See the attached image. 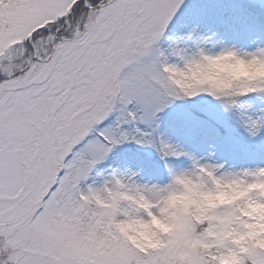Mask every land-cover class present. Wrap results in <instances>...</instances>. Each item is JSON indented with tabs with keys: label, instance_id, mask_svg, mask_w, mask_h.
<instances>
[{
	"label": "snow or ice",
	"instance_id": "snow-or-ice-1",
	"mask_svg": "<svg viewBox=\"0 0 264 264\" xmlns=\"http://www.w3.org/2000/svg\"><path fill=\"white\" fill-rule=\"evenodd\" d=\"M184 5L0 0V264H216L226 254L264 264V247L238 242L252 220L236 206L213 209L206 221L168 210L180 190L171 177L194 181L200 195L218 177L241 175L202 164L188 147L202 132L219 135L221 115L251 139L264 135V107L255 103L264 104V84L247 92L183 86L216 47L179 19ZM126 146L138 151H118ZM131 158L142 166L124 163ZM145 167L166 181L142 182ZM144 197L150 211L137 203ZM166 212L177 227L160 235V247L137 246L118 229Z\"/></svg>",
	"mask_w": 264,
	"mask_h": 264
},
{
	"label": "clouds",
	"instance_id": "clouds-1",
	"mask_svg": "<svg viewBox=\"0 0 264 264\" xmlns=\"http://www.w3.org/2000/svg\"><path fill=\"white\" fill-rule=\"evenodd\" d=\"M262 53H264V46L245 50L234 45H224L219 50L206 52L208 59L189 69L188 73L184 75L183 86L191 87L192 84H198L226 91L238 89L247 92L253 85L264 84V54ZM201 163L212 166L214 170L218 166H224L211 159L203 160ZM257 167L225 169L233 176L237 173H241V175L238 178L220 179L218 177V183L214 186V190L200 195H197L194 181L183 177L179 180L171 177L168 183L176 184L180 190L169 197L168 210L191 211L198 219L202 218L206 221L211 210L234 205L242 210L245 217L252 220L246 233L238 237V242H254L256 245L264 247V172L258 173L256 177L242 175L243 172L254 171ZM223 175L224 173H220L221 177ZM253 194L257 195L249 199ZM137 203L147 211L151 210L149 208L151 202L147 197L140 199ZM215 223L214 221L209 227H215ZM176 227L174 219L170 218L167 212L151 220L134 216L118 225L119 231L130 242L137 246L152 248L161 246L159 239L161 234L169 233ZM213 235H215L214 232L209 233V236ZM216 264H239L238 254H226L217 258Z\"/></svg>",
	"mask_w": 264,
	"mask_h": 264
},
{
	"label": "rangeland",
	"instance_id": "rangeland-1",
	"mask_svg": "<svg viewBox=\"0 0 264 264\" xmlns=\"http://www.w3.org/2000/svg\"><path fill=\"white\" fill-rule=\"evenodd\" d=\"M187 3L188 0H185V5ZM248 7L247 5L246 8ZM262 8H264V2ZM262 8H254V11L247 13V17L244 16V21L242 22H248L249 25L234 28L232 30L227 29L219 33L216 36L219 43L215 44L216 47L213 51L219 50V48L224 45H234L245 50H251L257 46H264V15ZM226 21L231 25L236 24L235 19L230 17V15ZM201 24L202 22H197L191 27L199 26V30L201 31ZM217 24L221 26V23ZM207 36L216 39L210 32L207 33ZM165 120H167V117H165ZM214 123L215 122L210 123V127H216L217 125ZM194 143L195 141H190L188 145L193 146ZM118 151L120 153L131 154L136 153L138 150L135 149V146H132L130 149L123 147ZM200 156L202 161L211 159L216 163L223 164L225 169H245L255 168L257 166L264 167V135H262L261 141L259 138L251 139L245 133V135H239L234 142H222L221 134L216 135L215 133L205 132L202 139ZM151 157L145 155L144 159L148 160ZM124 163L130 164L133 169L136 170L142 166L143 161L131 158L124 161ZM142 176V182H158L159 180V176L153 175L151 169L148 167H145Z\"/></svg>",
	"mask_w": 264,
	"mask_h": 264
},
{
	"label": "trees",
	"instance_id": "trees-1",
	"mask_svg": "<svg viewBox=\"0 0 264 264\" xmlns=\"http://www.w3.org/2000/svg\"><path fill=\"white\" fill-rule=\"evenodd\" d=\"M247 5L249 6L248 8H246ZM262 7V0H189L182 9L179 19H181L183 23H186L189 28L197 22H202L200 26L201 32L206 35L210 32L213 37H216L219 33L227 29L232 30L234 28L249 25L248 22H242L244 21V16L247 17V13L254 11V8ZM262 10L264 15V8H262ZM229 15L235 19V25H231L226 21ZM217 23H221V26ZM213 43H219L217 37L216 39L209 37L208 46L211 47ZM255 103L258 108L264 107V104H261L259 101H256ZM221 116L226 125L220 127L222 142H234L239 135H245V131L233 122L232 117L224 115ZM212 122L215 121H210V123ZM204 133L205 132H202L198 136L193 146L188 145V147L195 152L197 158H200V150ZM189 163L190 162L188 161H184V166L187 167ZM151 166V168H160V162L155 156L152 157ZM166 179L163 177V172H161L158 182H165Z\"/></svg>",
	"mask_w": 264,
	"mask_h": 264
}]
</instances>
